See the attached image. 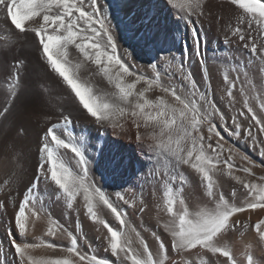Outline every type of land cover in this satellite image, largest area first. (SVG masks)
<instances>
[{
	"label": "snow or ice",
	"instance_id": "snow-or-ice-1",
	"mask_svg": "<svg viewBox=\"0 0 264 264\" xmlns=\"http://www.w3.org/2000/svg\"><path fill=\"white\" fill-rule=\"evenodd\" d=\"M203 2L147 0L140 10L125 13L126 18L130 17L129 31L149 47L148 67L153 75L148 77L137 73L133 52L118 45L116 29L119 25L113 23L115 17L107 0H0V12L10 25L20 34H33L46 77L53 79L63 93L58 100L59 114L55 121L48 112L53 90L46 80L35 83L32 110L17 109L15 101L20 91L23 61L14 60L8 77V94L0 99V125L15 111L17 123L12 131L16 136L25 135V122L35 118L36 113L41 114L44 124L40 161L15 213L19 242L12 229H8L9 244L15 250L18 264H191L184 256L191 250L218 254L227 258L225 264H238L233 251L223 241L233 231L248 227L246 223L241 224L238 214L264 211V175L256 176L254 171L264 163L257 164L249 156L235 152L232 146L226 148L228 142L221 129L258 148L264 157V85L257 93L251 81H241L239 92L243 103L237 109L233 89L237 88L240 77L233 80L225 75L226 88L220 90L223 94L219 99L229 113L234 111L235 114L226 115L217 107L208 68L201 55L200 30L193 20L194 16L198 19L203 14ZM228 2L240 9L241 14L237 26L226 30L224 43L242 44L251 56L264 62V0ZM169 6L178 10V19L173 21L176 30L184 24L190 32L196 56L201 57L203 80L200 83L191 78V73L185 74L182 65L177 68L179 80L174 78V73L167 72L174 60L162 54L170 51L165 45L173 31L168 27L166 15ZM261 72L264 73V68ZM97 76L107 82L110 91H101L94 85L93 77ZM157 89L158 95H149ZM250 92L253 94L249 95ZM250 100L257 104L254 106ZM73 108L92 118L98 129L96 137L84 140L73 134ZM129 117L137 129V145L147 148L146 159L154 165L152 176L164 188L162 205H157L156 226L170 236L171 251L179 259H172L165 239L156 232L152 233L158 245L155 252L140 232L135 229L128 232L125 218L128 213L123 206L136 208L135 202L126 199L123 191H105L90 176L89 146L103 161L105 171L111 168L110 175L122 166L117 142L110 143L103 137L108 129L122 131L121 120ZM141 128L145 131L141 132ZM234 152L244 161L243 165H235ZM68 153L71 156L66 160ZM181 166H187L199 177L209 204L194 210L189 208L183 196L187 181ZM237 172L253 179L245 180ZM221 174L240 185L244 190L243 200H238L235 187L230 197L219 190L216 177ZM41 182L55 185L57 198H63L68 209L73 208L78 197L82 198L87 217L106 230L97 239L105 244V251L110 252L114 260L91 254V245L88 251L82 250L79 237L63 226L60 229L69 240L66 248L53 243H30L25 239L29 212L34 216L39 214L34 193L39 191ZM109 187L122 188L123 185L113 181ZM147 207L149 205L141 200L138 210L144 213ZM104 209L111 213L116 226L102 218L100 213ZM253 227L264 242V219ZM46 235L55 237L57 230L49 227ZM38 247L53 251L59 248L65 254L37 257L33 251ZM246 261L256 264L251 254H247Z\"/></svg>",
	"mask_w": 264,
	"mask_h": 264
},
{
	"label": "bare ground",
	"instance_id": "bare-ground-1",
	"mask_svg": "<svg viewBox=\"0 0 264 264\" xmlns=\"http://www.w3.org/2000/svg\"><path fill=\"white\" fill-rule=\"evenodd\" d=\"M101 2H103V0H101ZM146 3L147 0H107V5L111 10L112 15L115 17L113 23L119 25V27L116 29V40L118 45L122 46V48H128L129 51L133 52L132 60L136 65V71L138 74L143 73L145 76L151 77L153 75V70L148 67L149 61L151 59L149 55V47L145 41L142 40L136 41L133 39V37H128L127 33L130 31L127 25L130 17L127 18L128 20L126 22L123 21L124 18H126L125 17L126 12L133 10L138 11L140 10L141 5ZM202 9H203V14L198 19L197 17L194 16L193 20H196V27L200 30L202 58L204 59L205 64L208 68V75L212 77V82L215 83L213 98L217 102V107H220L221 110L224 111L226 115H233L235 114V112L233 111L229 113L228 109L224 106L223 103L220 102L219 99L220 95L223 94L221 93L220 90L226 88L225 81L223 80L224 76L227 75L229 79L235 80L236 75H239L240 80H238L237 88L233 89V93L235 96L237 94V90L240 87L241 81H251L252 84L256 85V92L259 93L261 91V87L259 85H261L260 81L263 78V76H261L258 73V71L264 68V62H260L256 60L255 57L251 56L247 50L243 49L242 44H237L233 42L226 45L224 43V37L226 33V31L224 30L226 29L221 28L220 26L222 24L220 25V23H217L214 20L215 18L214 19L212 18L213 16L216 15L223 16L227 19V21L229 20L233 21L237 25L238 17L241 14L240 9H238L236 6L231 5L228 2V0H204L202 4ZM177 11L178 10L176 9H172L171 6H169L166 11V15L169 17L168 27H170L173 31L168 43L165 45L166 49L170 51H166L162 54L169 55L170 57H174L173 64L167 69V72L174 73L175 74L174 78L176 80H179L180 74L177 72V68L182 65L184 73L185 74L191 73V78L195 79L198 83H200L203 80V67L200 63L201 57L196 56L190 32L184 26V24L181 23L179 25L178 30H176L177 25L173 21L178 19V15L176 14ZM2 25L3 27H1ZM229 27L231 26L229 25ZM2 28L4 29L6 28V30L7 29L12 30L13 33H15L14 32L15 29L13 26L10 25V21H7L5 19V14L3 12H0V30ZM17 34H19V32ZM32 35L33 34L31 33L22 34L23 37L22 47L24 49L25 54H28L29 52L30 54L28 55H31V58L33 57L34 61L41 66L40 68L43 69V73L41 72V74H44L46 76L45 69L42 66V61H40L38 53L36 51V46L33 43ZM133 41L136 43H134ZM26 50L28 51L26 52ZM249 60L253 61V65L248 63ZM219 71H223L222 72L223 74L219 75ZM254 73L255 75H257L256 78L254 77ZM85 75H87V73H85ZM46 79H49L51 83L55 84V81L53 79L51 78H46ZM94 79L96 78H93V80ZM98 79L99 81L96 83V85L100 83V85L98 84L97 86H100L101 87L100 89L102 91L105 92L110 91V86L108 88H102V84L107 85V82L100 77ZM220 84H223V86H221ZM139 86L141 87V85H138V87ZM158 94H159L158 89L153 93H149V95L152 97ZM249 94H253V93L250 92ZM238 99L236 96V101L238 104L239 102L243 101V98H241L240 101ZM242 103L243 102H241L240 105H242ZM250 103H252V100H250ZM254 105L256 104L254 103ZM73 117L75 118V120L73 121L71 128L75 129L73 134L76 137L82 138L84 140H91L92 138L96 137L98 129L97 126L93 123L92 118L88 117L84 113L77 111L75 108L72 109V118ZM51 119L55 121L57 118L52 117ZM37 120L35 122V125H33L32 135L29 138L30 143L27 144L24 150L25 151V155L23 154L25 160L23 164L24 167L20 168V171L13 176L14 179L12 181L13 190L7 192L6 194H3L2 196L0 195V264H18V259L14 255L15 250L11 248L9 244L8 229H12L13 236H15L19 242L20 237L18 236V232L16 228H14L15 213L16 211H18L19 208L18 200L19 198L20 200H22L21 198L22 195H25L26 186L34 178L36 168L40 161L39 147L41 144V137L44 132V124L41 119H37ZM121 124L123 125L122 131L120 129L117 130L108 129L107 133L104 135L103 138L108 140L110 143L113 141L117 142L119 146L118 155H121L123 159L122 166L119 167V169L115 174L110 175L109 173H111V168H109L108 171L106 172L104 167L102 166L103 161L100 160L99 156L95 155V153L91 149V146H89V150L87 154L91 161L90 176L96 182V184L102 187L105 191L109 193H113L117 190L123 191L126 199H128L130 202L133 201L135 202L137 206L136 208H131L128 207L127 205L123 206V210H125L128 213V215L125 217L126 220L128 221V229H127L128 232H132L133 229L140 232L144 240L147 241L149 247L153 250V252L156 249V243L152 233L156 232L158 235H161V238L163 239L165 238L166 247L169 249V255L172 257V259H176V258L179 259V257L176 256V254L171 251L170 236H168V234L164 232L162 228L156 226L157 209L151 210L152 203L154 202L155 199V194L157 193L159 194L161 192L160 195H162L164 193V188L152 176V173L154 171V165H150L148 160L146 159V154L148 153V150L147 148H142L137 145L135 140V134L137 129L135 128V125L132 123L130 117L121 120ZM131 127H133L134 129H131ZM140 131L144 132L145 130L141 128ZM132 132H134V134H132ZM117 133H119L118 136ZM133 146L134 149L136 147L137 150H134ZM69 156H71V153H68V155L65 156V159L67 160ZM107 156L110 157L111 154L109 153L107 154ZM160 171L161 172L164 171L163 163H161L160 165ZM187 174H186L188 176L187 178H189V181L193 183L194 180L199 179V177L197 178L195 176L194 171L191 169L187 171ZM224 177L225 180L228 181V185L224 188L220 187L219 190L223 192L226 195V197H230L232 188L235 186L232 185L231 178H229L227 175H224ZM222 179L221 181L224 180ZM113 181L117 185H123V187L122 188L109 187V185L112 184ZM124 181H128V183H124ZM47 185L48 184L41 182V184L39 185V191L34 193L36 198V211L39 214L34 216L31 215V212H29L28 228L29 225L33 223L34 219L37 216H38L37 218L40 217L38 223H40L41 215L43 214H46L50 219H53V221L56 222L57 221L56 214H58L59 212L63 213L62 211H59L58 205L60 206L61 203H64L65 202L64 199L55 198V195H53L52 191L49 188L50 186L48 187ZM154 189H156L155 192ZM189 190L191 189H189L188 187L186 190H184L183 192V196L185 197L184 199H187L186 197L189 194ZM202 192L203 191H196L194 194H191L193 192L190 193L191 196H193L191 198H193L195 209L197 207H202L206 204H209V198L205 193ZM238 195H240L239 190H238ZM81 199H82L81 197H78L77 200L79 201V203ZM141 200H143L144 203L149 205V207L145 209V212L143 214L140 213L138 210ZM78 207L79 205L76 208ZM76 208L74 207L75 209L74 210V209H65V207H63V209L66 211L65 213L67 214L70 213V215L73 217L74 220L79 221V224L81 226V237H82L81 238L82 241L80 242L79 245L81 246L82 250L88 251V246L91 245V254H96L98 258H109L110 260H114L115 258L111 256L110 252L105 251V244L97 239V236L103 232H106V230L103 229L101 225L94 224L83 211L84 209L83 207L82 210ZM100 214L102 218L107 219L110 223L116 226V222L114 221V218L111 216L110 212L104 209ZM161 215H163V213H161ZM251 217L255 219L256 215H251ZM239 219L241 220V224L243 225L244 219L241 217V214L239 215ZM66 229L70 231L74 230L69 227ZM243 231H244V227H241L238 230L233 231L223 241V244L227 245L232 251L243 248L251 250V251H246V253L244 254L247 253L251 254L256 259L255 261H258L257 262L258 264H264V248H262L260 244L258 245H260L261 248H259V246L256 245L257 243L255 242L254 239L256 238L254 237L255 234H251V233L243 234ZM34 232H36V229ZM29 238L30 236L25 237V239L30 243L45 244L43 242L44 240H42L43 237L42 238L36 237L34 240L33 239L30 240ZM46 241H48V239ZM59 253H63V252L58 249L53 251L52 249H48L46 247H38L33 251V255L37 257H44V254L56 255ZM184 256L187 260L191 262V264H225V259H223L218 254L213 255L203 250H191L190 252L184 253ZM244 259H246V257Z\"/></svg>",
	"mask_w": 264,
	"mask_h": 264
},
{
	"label": "rangeland",
	"instance_id": "rangeland-1",
	"mask_svg": "<svg viewBox=\"0 0 264 264\" xmlns=\"http://www.w3.org/2000/svg\"><path fill=\"white\" fill-rule=\"evenodd\" d=\"M212 18L213 19L215 18L214 20L217 23H220V25L222 24L220 27L223 28V29H226V30L229 28V25L231 27H233V28L235 26H237L235 24V22L230 21V20L227 21V19L225 17H223V16L216 15V16H213ZM127 20H128L127 18H124L123 21L126 22ZM1 27H3V25ZM5 30H6V28L5 29L2 28L0 30V99H2L3 97H5L8 94L9 83H8V79L7 78L11 75L13 61L14 60H20V61H23V67L21 68L20 91H19V94H18V98L15 101V104H16L17 109L23 108V109H26V110L31 111L32 108H33V106H34V103H35L34 96H33V89L35 87V82L37 80H46L48 86L53 90V95H52V98H51V104H50V106L48 108V112L51 115V118L52 117L53 118H57L56 116H58L57 114H59V107L57 106L58 100H59L60 97L63 96V93H62L61 89H59L55 84L51 83V81H49V79H46L48 77H46L44 74H41V72L43 73V69L40 68L41 66L34 61L33 57L31 58V55H28V54H30L29 52H28V54H25L24 49L22 47V40H23L22 34H20V33L17 34L18 33L17 30L14 31L15 33L17 32L16 34L13 33L12 30H8V29L6 31ZM226 30H224V31H226ZM11 36H12V38H11ZM127 36L128 37H133V39L136 40V41L140 40V39H138V37H136V36L133 35L132 31L128 32L127 33ZM17 40L20 41V42H18ZM134 43H136V42H134ZM27 51L28 50H26V52ZM24 55H25L26 58L24 57ZM25 59H28V60H25ZM251 64L253 65V63H251ZM37 68L38 69L40 68V69L38 70ZM222 72L223 71H219V75H222L223 74ZM238 73H240V72H238ZM258 73L261 76H263V78L260 81L261 85H259L262 88V85H264V73H262L261 70L258 71ZM237 76L238 75H236V78H237ZM256 76L257 75H255V73H254V77L255 78H256ZM210 77L211 76H209V78ZM93 78H96V79H94L95 81L93 80L95 82V86L97 88L99 87V89H100L101 87L100 86H97L98 84L100 85V83H98L96 85V83L99 81V79H98L99 77L97 76V77H93ZM210 79H211L212 86L214 87V88L212 87L213 88V91H214V89H215V83L212 82V77ZM223 80H224V78H223ZM237 83H238V81H237ZM220 85L223 86V84H220ZM108 87H109L108 85L102 84V88H108ZM249 95H252V94H249ZM236 96H237V99L239 98L238 99L239 101H240L241 98H243L241 96L240 92H239V89L237 90ZM241 102H243V101H241ZM241 102H239V104L236 102L237 105H235V106H236L237 109L241 107V105H240ZM26 103H28V104H26ZM254 103L257 104V101L252 100V104L253 105H254ZM40 115H41L40 113H36L35 118H33V119L28 120V121L25 122L26 133L23 136H16V134L14 133V131H12L14 125L17 123L16 116H15V111H14L13 115L9 116V118H8L7 121H3L2 122V125H0V147H1V149H0V191L2 192V193L0 192V195L1 196L3 194H6L7 192H10L11 190H13V186H12V181L14 180L13 179V176L17 172L20 171V168H23L24 167L23 166L24 161H25L24 160V155H25V151L24 150H25V147L27 146V144L30 143L29 142L30 141L29 138L32 135L33 125H35V122H36L37 119H40ZM74 120H75V118L73 117V121ZM218 127H219V125H218ZM131 129H134V128L131 127ZM221 133H222V135H224L226 137L225 139L228 142L227 143L228 145L227 144L225 145L226 148L228 146H232L234 148L235 152H238L240 154H245L247 156H250V158L254 162H256L257 164L264 163V157H261L260 151H259L258 148L252 147L250 145V143H248L247 141H245L243 139L237 140L235 137H232V136L228 135L227 132L223 131V129H221ZM132 134H134V132H132ZM228 140H230V141H228ZM230 142H232V143H230ZM133 149H134V146H133ZM134 150H137V148L135 147ZM235 152L233 154L234 163H235V165L237 167H239V166H241V165L244 164V161H242L240 159V156L239 155H236ZM17 153L19 155H17ZM249 154H251V155H249ZM226 155H227V153H226ZM234 156L237 157V158H235ZM131 166H133V165H131ZM189 169L190 168H188L187 166L186 167L185 166H181V169L180 170L184 174L185 179L187 181V183L184 186V190H186L187 187L189 189H191V190H189V194L187 195V197H186L187 199H185V201L188 204L189 208L194 210L195 207H194V203H193V198H191L193 196H191V194H194L196 191H203L202 193H205V192H204V189L202 187H200L199 179L194 180V183L191 182V181H189V178H187L188 177L187 176L188 175L187 174V171ZM254 171L256 172V176L264 175V166H262L261 168L254 169ZM236 174L237 175H240L245 180L253 179L251 177H247L246 174H244L242 172H237ZM195 176L198 178V176L196 175V173H195ZM11 177H12V179H11ZM105 178H107V177H105ZM216 179H217V184H218V187L219 188L220 187L224 188V187H226L228 185V181L225 180V177H224L223 174L218 175L216 177ZM221 179L223 181H221ZM232 180H231L232 185H234L239 190V194L240 195L237 196L238 200H243L244 199V194H243L244 191H243V189L240 187V185L236 181L233 180V182H232ZM219 181H221V182H219ZM190 182H191V185H194V186H191L190 185ZM197 183H198V185H197ZM46 184H48L47 185L48 187L50 186L49 187L50 190L52 191L53 195H55V198H57V195L55 194V185H52L50 183H46ZM195 184H196V186H195ZM191 187H193V188H191ZM184 190H183V192H184ZM155 191H156V189H154V192ZM191 192H193V193H191ZM160 194H161V192L159 194L158 193L155 194V199H154V202L152 203V206H151L152 209L151 210L157 209V205L158 204H161L162 205V202H163V194L162 195H160ZM23 197H24V195H22L21 198L23 199ZM57 199H59V198H57ZM18 201L20 203V201H21L20 198H19ZM18 204H17V206H18ZM78 205H79V207H78L79 210H82L84 208L82 199H81L80 203L77 200L76 203H74V206H73L72 209H74V207L76 208ZM58 207H59V211H62L63 213L66 212L63 209V207H65V209H68L66 207V203L65 202L64 203H61L60 206L58 205ZM191 207H193V208H191ZM78 208H76V209H78ZM83 211H84V209H83ZM63 213L59 212L58 214H56V216H57V218H56L57 221L56 222H54L53 219H50L46 214H43V215H41V221H40V223H38L39 222L38 220H39L40 217L37 218L38 217L37 216L34 219L33 223H31V225H29L28 235H27L28 237L30 236L29 239L30 240L31 239L34 240L36 237H40V238L43 237L42 240H44L43 242L45 244L46 243H53V244H56V245L61 246L63 248H66V246L67 247L69 246V240L67 238L66 233H63L62 230L60 229V226H64L65 228H68L69 227L71 229H74L71 232L74 235H77L79 237L78 243L80 244V242L82 241V239H81L82 237H81V226L79 224V221L78 220H74L73 217L70 215V213L69 214H67V213L63 214ZM251 215H256V218L254 219L253 217H251ZM69 216H71L72 218L69 217ZM244 216H246V217H244ZM241 217L244 219L243 220V222H244L243 224H245V223L247 225L250 224L248 226L249 228L248 227H244L243 234H245V233L246 234H250V233L251 234H255L254 237H256V238H254V239H255V242L257 243L256 245L259 246V248H261V246H262V248H264V242L260 241L259 235L255 231V228L253 227L258 220L264 219V211L258 209V210H256L253 213L252 212L251 213H242L241 214ZM251 221H252V223H251ZM253 221H254V223H253ZM36 223H37V225H36ZM14 226H15V224H14ZM49 227L55 228L57 230V235L55 237L46 235ZM14 228H16V227H14ZM35 229H36V232H34ZM68 231H70V230H68ZM78 233H80V234H78ZM46 237H47L48 241H46L47 240ZM257 239H258V241H257ZM67 241H68V244H67ZM155 243H156V241H155ZM258 244H260L261 246L258 245ZM157 248H158V245L156 244V249L154 250V252L157 250ZM58 250H60V249L58 248ZM246 251H251V250H248V249H244L243 248V249H237V250L233 251V255L237 259L238 264H246L247 263L246 259H244L246 257V255L248 254V253L247 254H244V253H246ZM64 254L65 253H59V254H56V255L44 254V257L45 258H47V257H56V256L64 255ZM222 258L225 259V261L227 259L225 257H222ZM253 259L256 260L254 257H253ZM257 262L258 261H256V264H258Z\"/></svg>",
	"mask_w": 264,
	"mask_h": 264
}]
</instances>
